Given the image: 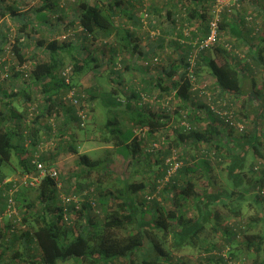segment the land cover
<instances>
[{"label": "trees", "instance_id": "1", "mask_svg": "<svg viewBox=\"0 0 264 264\" xmlns=\"http://www.w3.org/2000/svg\"><path fill=\"white\" fill-rule=\"evenodd\" d=\"M2 1L0 21L9 14L20 25L12 39L0 38V50L10 42L9 59H0V75L6 82L0 83V211L6 208V191L13 185L11 181L3 183L10 175L20 171L19 178H39L33 163L35 154L36 160L45 165L51 161L39 154L41 129H45L46 138L52 132L49 116L62 119L63 125L72 122V130L74 126L81 128L79 111L87 116L94 110L92 104L96 106L106 93L108 100L102 106L109 118L101 127L105 131L101 142L111 144L118 155L130 158L132 164L146 145V156L154 155L156 150L162 153L154 162L163 167L151 185L130 181V176L139 175L134 171L129 178H118L120 188L112 191L103 185L105 173L95 186L88 181L93 172L103 168L104 162L79 154L80 169L73 174V182L69 181V189L62 187L67 180H61V176L58 180L62 184L49 175L33 185L18 184L13 196L15 218L24 231L17 233L18 227L7 217L0 220L7 221L0 228V264H115L120 259L126 261L124 264H249L247 261L255 263L262 254L259 264H264V78L261 88L250 78L251 88L246 91L244 80L252 68L245 63V70L241 69L239 63L245 59L237 53L245 39H258L255 48L245 50L253 66H262L263 9L246 0H239L238 11L222 7L216 17V43L195 52L192 42L206 39L211 33L216 0H168L173 9L166 10L165 3L151 12L143 10L144 0H137L141 11L137 18L128 10L134 6L132 0H74L73 8L78 13L63 24L65 33H73L68 42L34 41L31 37V33L44 31L37 26L47 25V13L58 12L56 0H42L35 10L38 25L21 13L20 3L4 7ZM245 8L252 11L251 20H247ZM163 10L168 20L165 27L159 16ZM120 18L135 20L138 29L145 28L141 36L118 24ZM60 24L58 18L52 21L47 33L57 32ZM78 28L83 36L79 46L74 43ZM111 35L114 39L109 45L105 39ZM143 39L147 41L146 48L140 45ZM87 41L109 45L112 51L109 74L113 77L109 80L115 86L111 90L98 92L101 86L93 90L79 84L82 74L101 66L97 54L92 49L86 51ZM170 46L176 56L167 61L163 52ZM34 48L38 51L32 53ZM23 49L30 55L26 56ZM61 53L66 55L61 59L68 63L62 64L57 58ZM138 60L145 62L144 66ZM201 62L207 65L214 82L194 89L190 74L197 84L202 82ZM159 64L162 66L157 71L154 65ZM24 65L25 69L31 68L27 77L20 68ZM67 67L68 83L62 76ZM38 86L43 100L33 106L30 91ZM242 93H246L243 99ZM1 99H7L8 105L1 104ZM175 119L179 122L174 124ZM245 119L253 125L249 132ZM159 131H164L162 139L155 135ZM24 137L30 140L29 148L24 146ZM188 146L197 147L192 157L195 163L190 164L186 157ZM69 151L78 154L75 145ZM172 155L176 156L175 161L170 162L179 166L168 175L170 162L166 161ZM211 163L227 167L211 177ZM146 165L151 167L150 163ZM198 173L206 179L200 188ZM159 184L163 186L159 188ZM28 189L37 191L41 209L28 201ZM144 190L147 191L141 201L136 199L137 193ZM114 199L120 203L112 208L109 202ZM163 200L169 201L171 209H165ZM252 206L256 208L254 214ZM258 226H262L261 232L256 231ZM167 239L172 250L166 245ZM148 243L153 253L147 248ZM179 250L180 257L173 258L172 251ZM185 250L194 258L184 255Z\"/></svg>", "mask_w": 264, "mask_h": 264}, {"label": "rangeland", "instance_id": "2", "mask_svg": "<svg viewBox=\"0 0 264 264\" xmlns=\"http://www.w3.org/2000/svg\"><path fill=\"white\" fill-rule=\"evenodd\" d=\"M26 1V2H25ZM51 1V0H50ZM57 1V11L53 10V14H49L47 13L48 17H49V22L52 23L55 22L58 19H60L61 24L59 26H61L60 28H57V32H53L52 34L49 35V33H47V31H42L40 33H31L32 36L34 38V41H37L38 39H44V41H50V40H57L59 42H68L70 41L71 37L69 38V36H71L73 33L71 31H69L68 33L64 32V28L63 24L67 23L66 19H68L66 16H64V13L66 11H75L74 10V6H73V2L74 0H56ZM127 1V0H125ZM261 2L259 4H257L258 8L263 9L264 11V2H262V0H260ZM48 2V1H47ZM156 2V3H154ZM2 5L4 7L6 6H11L14 5L15 3H17L19 5V3L21 4L20 6V11L21 13L27 15V17L31 18V21L33 23V25H38V19L35 18V10L38 9L41 4H42V0H4L1 2ZM152 3H154V6L157 4V6H163L165 3H168V0H152ZM144 9H147L148 12L151 10L150 8V3L147 2L146 0H144ZM167 9H173L172 4H167L166 5ZM62 10V11H61ZM48 12V11H45ZM151 12V11H150ZM252 11L250 9H246L245 8V14H250ZM76 14V11L74 12ZM143 13H146V10L143 11ZM162 16L160 17L163 20V23L165 24L164 27L166 26V24L168 23V20L166 19V15H165V10L162 11ZM241 13V12H240ZM242 14V13H241ZM238 15V14H237ZM255 15V14H253ZM144 18V15H143ZM20 25V22L17 19H12L9 14H7L3 19H1L0 21V38L6 36L7 39H9L13 34L15 35L16 33V29L17 27ZM38 29H40V25L37 26ZM178 29H180V26H178ZM28 30V29H27ZM29 31H30V27H29ZM78 33H76L75 35H77ZM170 35V34H169ZM4 37V38H6ZM9 37V38H8ZM13 36L10 38L12 39ZM230 41H234V39H231L230 36H228ZM227 37L225 39H228ZM234 38V37H233ZM9 41V40H8ZM258 39L257 40H249L245 39V43L243 45H241V47H239V49L237 50V53L239 55L240 58L245 59L244 61H242L241 63H239V67L241 69L245 70V63H248L250 68H252V72L251 75H249V78H246L244 80L245 83V90L249 91L251 88V81L250 78L255 79L257 86H260V82L262 80V77H264V42L261 45L262 48V55L263 57L262 59V66H253L252 61L250 59V57H248V54L246 53V48L252 46L253 48H255L257 45ZM6 44V45H5ZM3 47L4 52L6 50L9 51L10 49V42H6ZM94 48L93 49V44L90 42L86 44V51H90L92 49V52H95L97 54V52H102L105 51L107 52V49H104L103 46H101L99 43L94 44ZM172 47H168L166 49V51L163 52L164 57L166 58L165 60L169 61L170 59H173L176 54L174 51H172ZM95 54V55H96ZM97 56V55H96ZM244 57V58H243ZM6 53H2V55H0V59H2V61H6L9 58H7ZM230 58V57H229ZM228 58V59H229ZM165 64V62L163 61V65ZM162 65H154V69L159 71L160 67ZM202 73L200 75V79H201V83H200V87H202L205 84H209L210 79H211V74L208 73L207 69V65L203 64L202 65ZM102 67H96L93 68L91 71L88 72L87 77L85 78V80H83L84 86L82 88H87V89H93V90H97V86H101L103 88H101L100 91H103L104 88L109 86V78L108 77H104L101 78L99 77V75L95 74L99 71H101ZM30 67L27 69L28 71H30ZM97 69V71H96ZM247 72V70H246ZM245 72V73H246ZM28 73V72H27ZM243 73V72H242ZM29 74V73H28ZM244 74V73H243ZM248 75V74H247ZM128 76V75H127ZM126 76V77H127ZM4 76L0 75V83L4 81ZM5 82V81H4ZM6 83V82H5ZM8 83V82H7ZM212 83V81L210 82ZM40 88L38 87V91L37 94L42 97V93L41 90H39ZM97 92V93H98ZM106 93V92H104ZM100 95V93H99ZM106 95V96H105ZM103 98H100L101 101L99 103L96 104H92L94 107V110H91L89 112V114H87L86 117V121L84 120V122L82 123V125H80L81 128L74 126L73 130L71 128V126L73 124H71L72 122H70L68 125H63L64 123L61 120L55 119V115H51L49 116V118L47 119L48 123L50 124V126L52 127V132L50 137L46 138V136L43 138L42 142H41V148L40 151L43 152V154L48 158V155L53 156V158H51V161H49V163L46 164L47 167H53L57 170L58 172V178L59 176L60 179H66L67 180V184L65 183H61L60 179L58 180L61 184L62 187H64L65 189H69L70 187V183L69 181L73 182V174L75 172H77L78 169H80L79 167V154H87L90 159L92 160H102L104 163L103 168L101 170H99L98 172H93L89 178L88 181L93 182L94 186L99 183V180H97L98 178H101L102 175L105 173V178L103 179V185L109 190L114 191L116 188L119 189L120 185L117 183V179L120 178L121 179H126L129 178L130 173L134 172V171H138L139 175L134 174L133 176H130L131 179L130 181L133 182H149V184L151 185L153 182H156V176L159 173L160 169L163 167L162 164H158L155 165V158H159L160 154L162 153H157L158 150L155 151V154L152 156H146L145 155V151H146V145L142 146V152L140 154L137 155V162H132L129 159H124L122 156L118 155L115 151H114V147H112L111 144H104L101 142V137L103 135V133L105 132L103 128H101L103 126V124L106 122V119H108L109 117H107V113L105 111V109L103 108V104L107 102L108 98V94L106 93ZM110 96V95H109ZM244 98L246 96H243ZM196 99H198L196 97ZM114 101V100H113ZM96 102V101H95ZM37 104V102L35 103ZM238 108L239 105L237 106ZM89 108H92V106H89ZM240 110V109H239ZM35 112H37L35 110ZM88 117V119H87ZM124 117L121 116V119H123ZM242 119V118H241ZM177 120V121H176ZM246 120V119H245ZM61 123H60V122ZM174 124L178 123L179 120L175 119ZM46 121H44L45 123ZM173 124V125H174ZM246 125H247V130L246 131H251V129L253 128V125L251 124V122H248L246 120ZM204 126L203 123H201L200 127L202 128ZM70 127V128H69ZM58 131V132H57ZM62 132L60 134H62L61 138L58 136L59 132ZM164 131H159L157 132L155 135L157 137H160L159 139H162L161 137L164 136ZM45 135V134H44ZM237 135V134H235ZM24 141V146L29 148L30 145V140L28 138H25ZM71 145H75L78 148V154H74L71 151H69V147ZM205 146V145H204ZM155 147V149L158 148V146H153ZM167 147V145H164V150H166L165 148ZM187 148V154L186 157L189 158V162L191 163H195L194 159L192 158L193 156H195V152H197V147H190ZM161 151V150H159ZM180 151V148L175 150ZM15 159V158H14ZM226 162H229V160H226ZM146 163H150L151 167L149 168ZM15 164V162H14ZM227 166H225V164L222 163V165L220 164H216V163H211V168L213 169V171L211 172V177H214V175H218L217 173L219 172L220 169L225 170ZM144 171V172H143ZM99 172H101V176L99 175ZM141 173V174H140ZM10 179L12 180H16V182L21 181V178H19V176H9ZM65 180V181H66ZM166 180V179H165ZM205 178L201 176L200 173L197 174V186H199L198 188L202 187L204 185L205 182ZM93 186V187H94ZM163 185L159 184V188H161ZM147 190H144V192L142 193H137L136 195V199H140L141 201V195L143 193H145ZM168 193H170L168 191ZM25 195L27 196L28 201H31L34 203L35 207L37 209H41L42 205L39 204L38 200L36 199L37 197V191L35 190H25ZM166 196V195H165ZM61 197L64 199V195H61ZM165 203V209L169 210L171 209V204L168 203L169 201L167 200H163ZM110 203V207L115 208L116 205L118 203H120L119 200L114 199L113 201L109 202ZM252 211L251 214H254L256 211V208L254 206H252V208H250ZM264 209V207H263ZM92 214V212H91ZM250 214V215H251ZM75 218L72 217V219ZM10 223V222H9ZM7 224L6 220H3L0 223V228L5 226ZM260 225V224H258ZM18 230L17 233H23L22 231H24V229H21V226L19 227V225L17 226ZM3 233H5L4 230H2ZM256 231H262V226L260 228V226L257 227ZM22 240V239H21ZM168 240V239H167ZM150 244V243H148ZM168 249L172 250V248H170V240H168V243L166 244ZM22 246V244H21ZM147 248H150V251L153 253V249L151 244L147 246ZM184 255H187V257L192 256V253L188 250L183 251ZM172 256L174 257H180V250L179 251H172ZM263 257V254L261 255V257L259 256L257 258V261L255 263H252L251 260L247 261V263L249 264H259V261H261ZM192 258H194V256H192ZM189 259V258H188ZM191 259V258H190ZM193 261V260H192ZM126 261H124L123 259L118 260L115 264H124ZM195 263V262H193ZM192 263V264H193ZM70 264V263H69Z\"/></svg>", "mask_w": 264, "mask_h": 264}, {"label": "built area", "instance_id": "3", "mask_svg": "<svg viewBox=\"0 0 264 264\" xmlns=\"http://www.w3.org/2000/svg\"><path fill=\"white\" fill-rule=\"evenodd\" d=\"M246 1H248V3L251 2L255 6L261 2L260 0H246ZM240 6H241V2H239V0H216L217 10L215 12L217 14H216L215 18L216 17L218 18L219 11L221 10L222 7H227L228 9L234 8L235 11H238L240 9ZM145 16H146V14H144V17ZM246 17H247V20H251L252 15L247 14ZM217 18L210 23V26L212 27L211 33L209 34V36L206 39L195 40V41L192 42L193 45L196 46L195 52L211 48L216 43L217 39H216L215 28H216V25H217L216 24ZM195 58H196V54L193 53V56L191 57V61L194 62ZM20 68L23 70V76L27 77L29 75L27 73V69L28 68L25 69L26 68L25 65L21 66ZM69 72H70L69 67H67L64 70V72L62 73V76L64 77V80L67 83L69 82V79H68ZM190 80H191V82L195 81L194 82V89L203 88L204 87V85L202 87H200V84H197L196 79L194 78L193 74H190ZM70 96H72V93H70ZM73 104L76 105L77 102L73 101ZM78 114L81 117L82 121L84 122V120H86V117H85L86 114L84 113V111L80 110ZM82 123H81V125H82ZM241 127L242 126H240V128ZM153 146H157V145L154 144ZM39 148H41V144L39 145ZM37 157H38V154H35V159H34L33 163L36 165V168H37L38 174H39V178H36V177L35 178H30L29 176L25 175L24 177L21 178V181H19V182H16V180H12V179H8V180L3 182V183H7V182L11 181L13 183V185L11 186L10 189H7V191H6L7 204H6V208L4 209V211L3 212L0 211V220L2 218H4V217H7L11 221H14L16 226L19 225V224L17 225V219L15 218V217H17V210H16V208L14 206L15 202L13 200L14 193H16V191L18 189V184H19V186L21 184L25 185L26 183H28L29 185H33V184H36L39 181L40 177H43V176H46V175H49L50 177H52L55 180H58V172H57V170L55 168H53V167H47L42 162L37 161L36 160ZM175 157H176L175 155H172L170 158H168V160L166 162L175 161ZM178 166H179V163L170 162L168 175L172 174ZM165 179L167 180V177ZM27 180H30V181H27ZM58 186H60V184H58ZM68 200L69 199H66V201H68ZM18 222H19V220H18Z\"/></svg>", "mask_w": 264, "mask_h": 264}, {"label": "crops", "instance_id": "4", "mask_svg": "<svg viewBox=\"0 0 264 264\" xmlns=\"http://www.w3.org/2000/svg\"><path fill=\"white\" fill-rule=\"evenodd\" d=\"M133 1V4H134V6L133 7H130L128 10H129V13L130 14H133L136 18L140 15V13H141V11H140V9H139V4H138V2H137V0H132ZM147 2H149L150 3V7H151V9L152 8H154V7H159V6H157V4L154 6V3H156V2H154V3H152V0H146ZM74 6V5H73ZM75 7V6H74ZM161 7V6H160ZM75 11H76V14L78 13V9H74ZM162 13V12H161ZM75 13H74V11H66L65 13H64V16H66L67 18H68V20H70V21H72L73 20V17L76 15ZM163 14V13H162ZM162 14H159V16L161 15L162 16ZM117 22H118V24H122V25H125L126 26V28H129L131 31H133V32H135V34H137V35H139V36H141V34H142V32L144 31V29L143 28H140V29H138L139 27H138V25H137V23H136V21L135 20H129V21H126L125 19H123V18H120V19H118L117 20ZM52 23L51 22H47V25L46 26H43V25H40V29H42V30H49V29H51V27H49L50 25H51ZM58 26V25H57ZM65 26H68V24H66ZM59 28V27H58ZM68 28H70L69 26H68ZM75 31H78L79 33H78V38H76V39H74V43H76L78 46L79 45H81L82 43H83V36H82V34L80 33V28H78L77 30H75ZM114 36H115V34H113ZM113 35H111L108 39H105V41L106 42H108L107 44H111V42L113 41V39H114V36ZM101 37V36H100ZM88 43H90L89 41H87ZM99 42V41H98ZM146 44H147V41H146V39H143V40H141L140 41V45H141V47L143 48H146ZM6 45V44H5ZM4 45V46H5ZM109 45L108 46H103V48L104 49H107V52H105V51H102V52H97V58H98V62L100 63V67H102L101 68V71H99V72H97V73H95L96 75L98 74L99 75V77H101V78H103V77H108L109 79L111 78V77H113L111 74H109V71H110V69H111V66H112V62H111V60H109V58H111V56H112V51L110 50V48H109ZM3 46V47H4ZM26 45H24L23 46V48L25 47ZM93 48H94V45H93ZM38 50L36 49V48H34L33 50H32V53H34V52H37ZM2 53H6V56L8 55V50H6L5 52H4V49L2 50H0V55H2ZM23 53L26 55V56H28V55H30V52L27 50V49H23ZM95 55V54H94ZM208 54H206V56H207ZM64 56H66L65 54H60V55H58L57 56V58L58 59H60V61H61V63L63 64L64 62L65 63H68L69 61L67 60V59H61V58H63ZM119 56H120V54H119ZM136 56V55H135ZM134 57V56H133ZM261 57H263V55L261 54ZM65 58V57H64ZM118 59H120L119 57H118ZM136 60V59H135ZM138 62V64H143V66H144V63L145 62H143L142 60H138L137 61ZM64 63V64H65ZM201 64V67H203L202 65L203 64H205V62H201L200 63ZM96 71H97V69H96ZM148 71V74L150 73V71L149 70H147ZM152 73H153V71H152ZM87 75H88V72L87 73H85V74H82L81 75V77H80V79H79V84H80V86H81V88L84 86V83H83V80H85V78L87 77ZM128 75V74H127ZM129 76V75H128ZM126 77V76H125ZM264 77H262V79H263ZM214 82V79H213V77H211V79H210V82ZM209 82V83H210ZM12 84L14 83V80H12V82H11ZM260 84H261V82H260ZM113 86H115V84H114V82H112V81H110L109 80V86L108 87H106L107 88V90H111V88H113ZM39 87V86H38ZM38 87L36 88V90H35V88H31V95H30V97H31V101L32 102H30V103H32V105L33 106H35L34 105V103H39V102H42V100L43 99H41L42 97H40L39 95H36L37 94V89H38ZM40 88V87H39ZM100 88V87H99ZM103 88V87H102ZM40 90V89H39ZM247 91V90H246ZM245 92V91H244ZM243 96H246V93L243 95V93L241 94V99H243ZM3 98V97H2ZM1 104H5V105H8V101H7V99H1ZM11 123V122H10ZM44 124L45 123H41L40 124V128L43 126L44 127ZM45 134V129L43 128V129H41V131H40V134H39V137L41 138V140H43V138L46 136V135H44ZM114 151H115V149H114ZM41 153H43V152H39V154H41ZM51 157L53 158V156H51V155H48V158H50L51 159ZM13 166H14V164H13ZM13 175H15V176H19L20 175V171H16V173H13L12 174V176ZM0 205H1V202H0ZM10 256V255H9ZM7 256H5V259H7L6 258ZM8 261H10V260H8ZM9 263H11V262H9Z\"/></svg>", "mask_w": 264, "mask_h": 264}]
</instances>
